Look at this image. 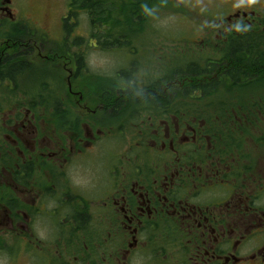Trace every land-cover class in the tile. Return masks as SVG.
<instances>
[{
    "label": "flooded vegetation",
    "instance_id": "af4514ba",
    "mask_svg": "<svg viewBox=\"0 0 264 264\" xmlns=\"http://www.w3.org/2000/svg\"><path fill=\"white\" fill-rule=\"evenodd\" d=\"M196 1H181L204 13L187 41L91 36L125 52L113 78L76 53L51 59L45 32H16L49 29L55 12L0 0V65L25 64L0 82V264H264V131L238 130L264 122V98L218 99L238 72L222 60L264 59V0ZM30 63L67 73L55 99L29 98Z\"/></svg>",
    "mask_w": 264,
    "mask_h": 264
},
{
    "label": "rangeland",
    "instance_id": "374dc122",
    "mask_svg": "<svg viewBox=\"0 0 264 264\" xmlns=\"http://www.w3.org/2000/svg\"><path fill=\"white\" fill-rule=\"evenodd\" d=\"M71 0H51L50 2L48 0H16V7L23 9L24 11H29V13L33 14L37 20L44 19V15H46V12H55V16L57 18V22L55 21V16L49 26V29L38 27L33 28L31 27L32 31L36 32L37 35H43V32H45L51 39L53 43H59L63 41L61 38L65 36V32L63 29V26L59 23L58 18L62 15H66L67 11L70 9L69 3ZM181 1H184L187 4L190 5H198L200 6L199 2L196 0H155L153 1L152 5L148 9H144V5L142 7L143 10H141V7L138 5L139 9L142 11V14L140 12V16L145 15L146 17L143 18H131V11L137 10L136 6H133L132 9H130L131 6L125 7L123 4H125V0H112L110 1V4L113 6L115 5L118 11L119 17H117V20H111L107 21L105 24L102 22H96L98 29H94L90 25L89 17L86 13H81L79 15V26L76 28L75 32H73V37L80 35L83 36L85 39L90 41L91 36L93 33H105L109 34L112 32L114 37H128V38H137L134 39L133 43L130 45V48L132 46H136L138 44L137 41H149L154 36L162 35V32L169 33L170 35H174L176 39L184 41L189 40L191 37H196V33L194 29H191L187 25V21L189 20H199L203 18L204 13L197 14L195 13L191 8H188L185 4L181 5ZM132 5L134 3H137V0H131ZM204 3V2H203ZM135 8V9H134ZM138 9V10H139ZM141 21V22H140ZM142 23L143 26H140L138 23ZM40 24V23H39ZM42 25V24H40ZM43 26V25H42ZM115 28V31L111 30L110 28ZM193 30L194 33L188 32V30ZM12 29L10 27H0V38H5L8 36V33L11 32ZM42 31V32H41ZM93 31V32H92ZM116 33V36H115ZM198 34V33H197ZM110 36V35H109ZM110 36L111 38H113ZM48 44H45V47L47 48ZM182 45V42H176L174 41L173 47H174V62L179 63L182 65V63L187 62L190 59L179 57L178 54H181L183 50H181L180 46ZM139 46V44L137 45ZM85 45H83L82 48H84ZM101 47V46H100ZM92 47L86 50V57H85V63L86 65L93 66L92 68L94 70L95 74L98 73H105L110 75V77L115 78L116 74H113L114 70L118 68V65H122L123 58H126V54L123 50L117 47L116 45H110L107 46V48L102 47ZM77 47L76 49H78ZM43 51V49L41 48ZM128 53L132 51V49H126ZM44 52V51H43ZM45 53V52H44ZM178 53V54H176ZM197 55V54H196ZM121 63V64H120ZM122 67V66H120ZM130 68L129 66H127ZM36 68V67H35ZM52 69H57L55 66H52ZM111 71V72H110ZM54 74L50 75V88L53 90L51 93H54L53 96H56V91L59 90L57 87L58 82L53 83V80L57 77L61 81L60 84H66V77L67 73H63L61 70H58L57 73H51ZM31 77H41V75L37 74L36 72H31L29 74ZM43 76V74H42ZM253 81V82H252ZM264 79H256L250 80V83L247 85H231V87H227V89H232V93H234V96H230V99H235L238 97V94L245 95V100L255 99V93L257 99H262L264 96H262V93H264ZM6 81H2V86L5 89L6 87ZM34 87L33 92L37 93L36 91H41L42 89L38 86ZM256 88H261V90H257ZM10 90V89H9ZM31 90V89H30ZM29 90V98L30 99H37V98H31V92ZM225 90V89H224ZM12 92V91H11ZM10 91L7 92V96L11 94ZM33 93V94H34ZM42 97H46L48 94H44L41 92ZM14 99L22 98V94L20 93H13ZM1 98V96H0ZM209 98L211 100L215 99V91L212 92L209 96L204 97ZM218 99H223L222 96L218 97ZM225 108V107H223ZM46 110H50V107H47ZM258 127H260L261 132L264 131V122H256L253 121V129L250 127H247V124L244 123L243 126L241 124H238V130L241 135H246L250 132H256ZM259 130V129H258Z\"/></svg>",
    "mask_w": 264,
    "mask_h": 264
},
{
    "label": "trees",
    "instance_id": "16d2710c",
    "mask_svg": "<svg viewBox=\"0 0 264 264\" xmlns=\"http://www.w3.org/2000/svg\"><path fill=\"white\" fill-rule=\"evenodd\" d=\"M110 1L112 0H71L69 3V7L71 9H69V16L71 15H75L76 21L77 23H66L64 26V32H65V39L59 43H50L48 44L47 48L45 47V45H42L43 51L45 53L50 54V58L54 59V61H57L59 59V57H56V54L59 53L61 54V56L63 54H67V53H76V62L78 63L79 67L80 66H84V62H85V57H86V50L89 48V41L87 39H85L83 36L77 35L75 37H73V32H75L76 28L79 26V15L83 12L86 13L89 17V21H90V25L91 27L94 29H98L97 23L96 22H107V21H111V20H117L120 15H118V11L116 6L113 4H110ZM124 1V0H123ZM153 1L155 0H137V3H134L132 5L131 0H125V4H123L125 7H130V9H132L133 6H136L137 10H133L131 11V18H145L146 16H140V13L142 14L143 8L144 9H148L150 8V6L152 5ZM138 5L141 7V10L139 9ZM144 5V7H142ZM135 9V8H134ZM139 9V10H138ZM140 12V13H138ZM71 19V17H68L66 21H69ZM112 31H115V28H110ZM28 33H26V29H18L16 32H19V34H28V35H34L36 34L34 31H32L31 28H27ZM93 32V31H92ZM10 33H8L9 35ZM37 35V34H36ZM41 35V34H40ZM114 35L112 32H110L109 34H105V33H93L92 36L97 37H110V36ZM116 36V33H115ZM114 37V36H112ZM83 45H85L84 48ZM110 45H116V43L110 42L108 40L105 41H100V46L102 48H107V46ZM118 46V44H117ZM77 47H79L78 49H76ZM53 49V50H52ZM60 56V57H61ZM63 60V59H62ZM59 61V60H58ZM52 66L53 65H49L47 63H40V64H34V63H30L29 65V70H33V68H38L40 69L42 72H39L38 74L41 75V77H31L30 75L28 76V83H29V90L32 91L31 92V98H40L42 95L41 92H43L44 94H48L45 98L47 99H55L56 96H53L54 93H51L53 90L49 87L50 86V75L55 76L54 74H51V70H52ZM22 66L21 62L16 61V59H9L7 63H5L4 65H0V82H2L5 79H13L15 82V85L18 84L19 82V77L22 78V75L19 74L20 76H18L16 73L17 70L21 69ZM222 68H227V69H235L238 72H236V74H232V72L234 70H232V72H230V75L228 76V74L226 76V79L223 80L222 85L225 87V90L222 91V98L223 99H230V96H234V93H232V89H227L226 86L231 87V85L235 86V85H247L248 83H250V80H255L256 79H264V59H254V58H249V59H236V60H222ZM54 70V69H53ZM56 71H54L55 73ZM259 73L258 76H254L255 74ZM43 74V76H42ZM253 74V75H252ZM252 76V77H251ZM83 80L84 82H86L85 80V76H83ZM21 82V81H20ZM58 82L60 84V80L57 77V79L55 78L53 80V83ZM253 82V81H252ZM264 82V81H263ZM1 85V83H0ZM35 85H38L42 90L41 91H36L37 93H34V87H37ZM204 92L207 93L208 90L210 91V89L208 88H204ZM13 90H15V88H13ZM15 92V91H14ZM34 93V94H33ZM240 99H244L245 96L244 95H240L238 94V97ZM263 98V97H262ZM1 110V109H0Z\"/></svg>",
    "mask_w": 264,
    "mask_h": 264
},
{
    "label": "bare ground",
    "instance_id": "6f19581e",
    "mask_svg": "<svg viewBox=\"0 0 264 264\" xmlns=\"http://www.w3.org/2000/svg\"><path fill=\"white\" fill-rule=\"evenodd\" d=\"M53 50V49H52Z\"/></svg>",
    "mask_w": 264,
    "mask_h": 264
}]
</instances>
